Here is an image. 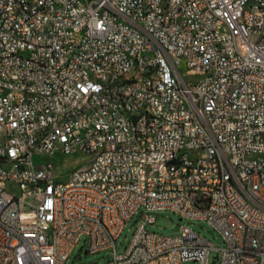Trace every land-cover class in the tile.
Segmentation results:
<instances>
[{"label":"built area","instance_id":"built-area-1","mask_svg":"<svg viewBox=\"0 0 264 264\" xmlns=\"http://www.w3.org/2000/svg\"><path fill=\"white\" fill-rule=\"evenodd\" d=\"M57 153L66 181L34 160ZM84 237L104 264H264V0H0V264Z\"/></svg>","mask_w":264,"mask_h":264},{"label":"rangeland","instance_id":"rangeland-1","mask_svg":"<svg viewBox=\"0 0 264 264\" xmlns=\"http://www.w3.org/2000/svg\"><path fill=\"white\" fill-rule=\"evenodd\" d=\"M81 155H66L63 153H57L54 155H35L34 160L36 163L52 160L54 161L55 168L57 170V177L61 180H68L72 170L77 165H82L80 158ZM144 209L141 208L140 212H137L124 226V229L116 240V247L118 252L123 253L129 247L133 238L136 228L142 221L143 217L141 212ZM155 222L147 223L146 228L150 231H156L166 235L180 233L181 225H188L195 232L205 236L211 240L215 248H221L224 246V240L222 234L211 223L206 220H194L181 218L175 212L170 210L155 211ZM88 246V241L84 237L81 239L78 246H76L71 253V256L66 264H104L108 262L113 256V250L111 248L105 249L96 253H86L85 250ZM216 250H213L210 256L209 264H218L216 260ZM181 264H194L192 262H183Z\"/></svg>","mask_w":264,"mask_h":264}]
</instances>
